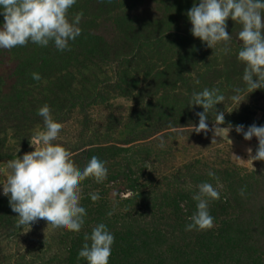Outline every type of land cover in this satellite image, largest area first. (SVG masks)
I'll list each match as a JSON object with an SVG mask.
<instances>
[{
	"label": "rangeland",
	"instance_id": "1",
	"mask_svg": "<svg viewBox=\"0 0 264 264\" xmlns=\"http://www.w3.org/2000/svg\"><path fill=\"white\" fill-rule=\"evenodd\" d=\"M198 2L113 0L109 5L107 0H77L68 19L83 12L82 33L69 41L70 50L31 41L0 49V168L5 174L8 160L35 150L30 140L44 129L37 110L45 104L63 125L52 143L64 147L80 169L96 156L108 170L103 182L90 177L80 184V206L87 215L79 233L45 220L17 227L18 213L0 184V264H88L77 256L85 234L91 235L99 223L115 237L109 264H188L206 258L204 241L197 236L217 235L218 222L231 215L233 206L227 200L231 209L222 211L210 204V214L218 219L214 227L185 230L196 210V186L207 182L217 187L210 171L223 185L220 197L229 196L236 185L258 198L252 208L264 203V161L248 162L247 152L252 148L255 155L258 139L246 141L235 131L236 125L245 131L252 124L264 126V89L241 93L240 102L230 99L235 89L245 87L237 59L241 25L231 18L226 22L232 36L227 54L223 43L208 48L191 34L186 15ZM3 23L0 15V27ZM32 73L42 79L34 80ZM204 88L225 96L216 109L225 113L223 127L233 125L232 144L227 134L212 145V132L195 133L196 113L204 110L189 102L193 92ZM207 123L213 127L214 112ZM90 193L100 199L93 202ZM256 248L259 264H264V238ZM157 251L165 259L161 263Z\"/></svg>",
	"mask_w": 264,
	"mask_h": 264
},
{
	"label": "clouds",
	"instance_id": "2",
	"mask_svg": "<svg viewBox=\"0 0 264 264\" xmlns=\"http://www.w3.org/2000/svg\"><path fill=\"white\" fill-rule=\"evenodd\" d=\"M76 3L77 0H0V15L4 18L0 27V49L11 50L26 46L31 41L42 47L51 42L61 52L70 50L69 41H75L82 33L78 25L83 12L75 14L71 22L68 19L69 9ZM107 3L111 5L113 0H107ZM186 15L195 38L211 49L223 43L222 50L226 54L232 41L227 31V20L231 18L241 25L238 33L241 45L237 59L243 65L242 80L245 87L234 90L236 94L230 97L233 102L241 101V93L251 94L264 89V0H199ZM31 75L36 81L42 79L39 73ZM224 100L225 96L219 94V89L204 88L200 92H193L189 102L191 106L203 108V112L196 113L199 117L198 126L192 127L196 134L203 132L207 136L208 132H212V145L218 143V137L224 140L227 134L228 139L233 130L231 124L222 126L225 124V113L216 109V105ZM210 112H214L212 128L207 123ZM37 115L43 118L44 129L37 130L30 140V146L35 147V150L25 153L22 158L8 160L6 174L5 169L0 168V175L5 177L0 179L3 194L9 197L12 211L18 213L17 227L45 220L54 228L79 233L87 215L86 209L80 206V184L90 177L96 183L103 182L108 175L106 162L93 156L83 169L74 166L69 159L70 153L64 147L52 143L63 125L53 120L50 106L45 104L40 107ZM235 131L242 134L246 141H251L253 137L258 139L255 155L252 148L247 149L248 162L264 161V126L252 124L245 131L244 125H236ZM163 146L161 140L160 147ZM208 175L217 180V187L207 182L196 186L198 191L192 196L196 201V210L188 217L190 223L186 225V231H204L214 227L209 205L211 201L220 199L218 189L223 185L215 173L210 171ZM89 195L93 202L100 199L96 193ZM240 195H244L243 190ZM84 240L77 256L78 261L83 258L88 264H109L115 237L106 224L95 225L91 235L85 234Z\"/></svg>",
	"mask_w": 264,
	"mask_h": 264
},
{
	"label": "trees",
	"instance_id": "3",
	"mask_svg": "<svg viewBox=\"0 0 264 264\" xmlns=\"http://www.w3.org/2000/svg\"><path fill=\"white\" fill-rule=\"evenodd\" d=\"M224 173L229 177L232 175V173L231 175L227 172ZM236 187L235 185L233 190L229 191V196L225 194L227 197L223 196L219 200L211 201L210 204L215 208L225 211L226 209H231L227 201L229 200L233 203L232 213L226 219L218 222L221 226L217 235H210L211 232L204 235L199 233L197 237L204 241L207 250L202 258L205 255L206 258L190 259L191 261L188 264H209L210 262H213L212 264H228L232 260H237L238 264H242V259L246 261V264L251 259L253 264H257L256 262L259 264L262 261L259 249L256 247L261 245L264 238V203L258 201L259 207L252 208L251 204H254L258 198L248 196L250 189L245 191L243 189H235ZM241 190L243 192L248 191L247 194L245 193L248 197H241ZM261 192L264 193V190ZM189 195V193H184L183 196L186 198L190 197ZM216 220L218 219H214V221ZM243 225L244 227L241 228ZM196 246H199V243L193 247ZM161 255L163 256L160 251H157L156 262L161 263L163 262L162 260H165Z\"/></svg>",
	"mask_w": 264,
	"mask_h": 264
}]
</instances>
